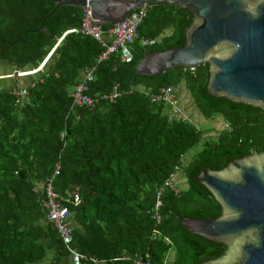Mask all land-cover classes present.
Instances as JSON below:
<instances>
[{
	"label": "trees",
	"instance_id": "1",
	"mask_svg": "<svg viewBox=\"0 0 264 264\" xmlns=\"http://www.w3.org/2000/svg\"><path fill=\"white\" fill-rule=\"evenodd\" d=\"M150 4L130 62L116 52L98 61L101 43L70 32L41 70L10 82L0 79V264H61L68 256L42 205L56 163L53 190L69 210L71 245L86 256L101 264H134L138 258L150 264H202L224 253V243L188 232L181 218L220 216V203L196 179L199 170L263 153L264 110L208 92V62L137 74L134 65L143 54L184 46L193 22L189 9ZM53 6L47 0H0V59L15 72L37 68L66 30L81 26L83 9L62 5L41 27ZM144 39L155 41L144 45ZM90 66L93 77L85 93L97 102L72 112L73 87ZM180 85L201 116L220 117L223 125L170 120L167 106L151 100L161 87L177 92ZM14 88L26 91L18 104ZM114 88L120 93L116 98H101ZM179 169L187 187L176 185L175 193L165 180L171 175L174 180ZM159 187L162 220L155 224L151 212ZM48 250L53 256L46 260Z\"/></svg>",
	"mask_w": 264,
	"mask_h": 264
},
{
	"label": "water",
	"instance_id": "2",
	"mask_svg": "<svg viewBox=\"0 0 264 264\" xmlns=\"http://www.w3.org/2000/svg\"><path fill=\"white\" fill-rule=\"evenodd\" d=\"M89 6L94 22L116 25L143 4L166 2L189 9L193 22L186 44L158 50L134 65L141 75L160 74L208 62V92L264 110V0H47ZM44 30L46 28H43ZM34 31V30H30ZM197 176L222 207L218 218L182 217L188 232L224 243V253L202 264H264V152L226 159L221 168L203 167Z\"/></svg>",
	"mask_w": 264,
	"mask_h": 264
},
{
	"label": "built area",
	"instance_id": "3",
	"mask_svg": "<svg viewBox=\"0 0 264 264\" xmlns=\"http://www.w3.org/2000/svg\"><path fill=\"white\" fill-rule=\"evenodd\" d=\"M151 7L150 3L143 4L137 9L133 10L129 16L126 18V21L116 24L110 25L107 29L102 27V24L94 22L90 8L88 5L83 9V19L82 24L78 28H70L66 30L56 41V43L52 46L50 51L45 56L44 60L39 64V66L33 70L28 71H16L10 76H24L29 75L41 70L42 66L46 62V60L53 53L55 47L61 41L63 36L66 33L70 32H81L84 35L90 36L96 40H98L103 46L102 52L99 54L97 60L101 61L106 59L112 53H119L121 58L125 62H130L133 58L132 53V43L137 38V28L143 18L145 17L148 8ZM154 39H144L142 40V44L150 45L154 43ZM94 66L86 67L81 72V78L77 84L73 87L71 97L72 104L71 110L72 112L76 107H92L97 102V99L88 96L85 92L87 90V84L92 80L93 77ZM9 76V75H7ZM12 92L17 96L15 103H20L21 97L25 95L26 91L24 88H14ZM119 91L116 88L113 89L108 94L101 95V98L112 101L119 95ZM152 101L163 102L168 108V116L169 119H180L183 121H193L192 118L188 116L187 111L182 108L179 98L177 97L176 92L171 87H161L158 91L150 94ZM217 134V133H216ZM59 164L56 163L52 175L45 182V197L42 200V205L46 210V218L54 225L57 230L63 244L65 245L66 250L68 251V257L70 259L71 264H101V261L93 256H86L85 254L78 251L75 247L71 245L72 242V226L71 221L69 219V210L66 205L63 204L64 198L59 197V195L53 190V178L58 173ZM165 185L170 189L174 190L175 193H178L179 188H177L174 180H172V175L168 179L165 180ZM163 192V187H159L156 190V200L153 207V211L151 212V218L154 220L155 224H159L162 220V216L160 214V208L162 206L161 195ZM71 199L74 202L79 200V196L77 194L71 195ZM153 231L152 237L156 238L158 235ZM169 254L168 256L170 255ZM134 264H150L149 260L145 259H135Z\"/></svg>",
	"mask_w": 264,
	"mask_h": 264
},
{
	"label": "rangeland",
	"instance_id": "4",
	"mask_svg": "<svg viewBox=\"0 0 264 264\" xmlns=\"http://www.w3.org/2000/svg\"><path fill=\"white\" fill-rule=\"evenodd\" d=\"M14 68L13 65H11L10 63H8L6 60H2L0 59V73H5V72H13ZM13 76H8L7 78H0L3 81H8L10 82ZM177 92V97L179 98V102L182 106V108H184L188 114V116L190 118H192L196 123H198L201 127H221L223 125L222 119L220 117H217L215 119H205L203 116H201L200 112L198 111V109L196 108V106L194 105V103L192 102V98L189 94L188 89L185 88L184 85H180L178 86V88L176 89ZM174 183L179 187V188H185L187 187V182H186V178L185 175L182 173V170H177L174 174ZM51 255V250L47 251L46 257L45 259L48 260L49 256ZM173 257V253L170 252V255L168 256L169 260L172 259Z\"/></svg>",
	"mask_w": 264,
	"mask_h": 264
},
{
	"label": "crops",
	"instance_id": "5",
	"mask_svg": "<svg viewBox=\"0 0 264 264\" xmlns=\"http://www.w3.org/2000/svg\"><path fill=\"white\" fill-rule=\"evenodd\" d=\"M14 68V67H13ZM14 72V71H13ZM13 72H10V73H8V72H5V73H0V78H8V77H4V76H7V75H12L13 74ZM53 256V252L51 251V255L48 257L49 259L51 258ZM48 259V260H49ZM171 260V259H170ZM170 260H169V262H170ZM61 264H71V262H70V259H69V257L67 256V257H64L63 259H62V261H61Z\"/></svg>",
	"mask_w": 264,
	"mask_h": 264
},
{
	"label": "flooded vegetation",
	"instance_id": "6",
	"mask_svg": "<svg viewBox=\"0 0 264 264\" xmlns=\"http://www.w3.org/2000/svg\"><path fill=\"white\" fill-rule=\"evenodd\" d=\"M217 259V258H216ZM215 260V259H214ZM207 261H211V260H207ZM206 262V261H205ZM204 263V262H203Z\"/></svg>",
	"mask_w": 264,
	"mask_h": 264
},
{
	"label": "clouds",
	"instance_id": "7",
	"mask_svg": "<svg viewBox=\"0 0 264 264\" xmlns=\"http://www.w3.org/2000/svg\"><path fill=\"white\" fill-rule=\"evenodd\" d=\"M14 72H15V71H14ZM14 72H13V73H14ZM29 75H30V74H29ZM4 77H8V76H4Z\"/></svg>",
	"mask_w": 264,
	"mask_h": 264
}]
</instances>
